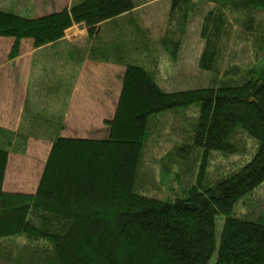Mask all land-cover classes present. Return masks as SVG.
Returning a JSON list of instances; mask_svg holds the SVG:
<instances>
[{
  "label": "trees",
  "instance_id": "trees-1",
  "mask_svg": "<svg viewBox=\"0 0 264 264\" xmlns=\"http://www.w3.org/2000/svg\"><path fill=\"white\" fill-rule=\"evenodd\" d=\"M205 1L213 6L202 18L198 66L211 78L176 92L159 87L157 66L161 50L177 59L194 0H172L170 19L154 30L140 10L147 0H73L37 18L0 9V38L15 39L10 59L24 40L54 48L85 25L89 59L126 68L105 138L64 137V118L48 132L0 127V264H209L215 252V264H264V215L238 210L264 185V58L251 64L236 46L264 53V17L256 20L264 0ZM190 108L192 126L180 122L170 139L165 121ZM30 139L51 143L37 189L7 192L9 157L26 154ZM161 144L167 150L147 162ZM213 154L243 164L215 170Z\"/></svg>",
  "mask_w": 264,
  "mask_h": 264
},
{
  "label": "rangeland",
  "instance_id": "rangeland-1",
  "mask_svg": "<svg viewBox=\"0 0 264 264\" xmlns=\"http://www.w3.org/2000/svg\"><path fill=\"white\" fill-rule=\"evenodd\" d=\"M147 1H149L148 4H145L140 8L143 12L142 15L146 16L145 22L149 24L153 30L155 29L154 26L156 23L158 28L162 29V23L160 24V22H163L164 27V24L170 19L172 0ZM72 2L73 0H0V9L12 10L23 16L37 18L69 8ZM194 5L195 7L192 11V18L187 27V35L177 59L173 60L167 53L161 50L162 55L157 66V79L158 85L163 91L176 92L206 87L211 78L210 72L203 71L199 68L198 61L204 48V41L200 34L202 18L213 4H210L205 0H194ZM261 16L264 17V11L257 14V22H259ZM78 26L76 27L79 29L80 26ZM83 28L84 27H80V29ZM73 31L76 30L66 32L67 38L70 40L86 36V30H83V33H75ZM13 41H15V39H13ZM13 41L9 46L6 45L5 47V42H0V55H2L0 61L6 59L7 52L11 48ZM85 44L86 38L84 40H78L75 45L82 47L83 50ZM24 45H26L25 47H28L29 43L26 44L25 42H22L21 46ZM244 45L247 44L242 43L240 46H236L245 48L246 51H249L250 56L247 61H251V64L256 63L255 60L257 58H264V53L261 52L254 56L255 47L251 44L249 46ZM80 56L81 62L85 53L81 51ZM100 65L103 64L96 62V64L92 65L94 67H88L85 69V76H82L81 82L74 93L71 110L73 115L65 118L63 122V125L65 126V134L62 132V136H79L84 138L101 139L108 135V126L105 122L112 120L115 114L116 103L122 87L121 74L125 67ZM21 67L30 69L32 73V63H27V60L24 59L21 61ZM19 68L20 67H18V69ZM194 116V109L190 108L186 109L185 119H181L179 122H173L172 119L166 120L164 129L165 133H167V136L170 139H176L178 135L177 132L179 131H176L175 127L179 125L180 122V127H184V125L191 127L192 124L190 123L193 122ZM166 146L167 144H161L160 147L154 149L149 156L146 155L145 160L150 163L154 162L152 157L158 155L161 156L167 150L165 149ZM50 150V142H31L26 154L21 156L11 155L9 157L4 189L6 191H25L29 193L35 191L45 165V155L49 153ZM215 158H217L215 160V170H219V167H224L227 171V168L231 165L230 161H233V164L236 167L243 164L238 157L226 158L222 155L221 157L216 156V154L211 156L212 163ZM219 159L222 161L217 163ZM144 167L145 175L149 174L151 178H155V181L160 179L158 177L159 170L155 169L154 166L151 164H145ZM238 210L240 211V215L246 218H256L264 215V185L256 189L251 195L245 197ZM222 223L223 219L219 217L216 228L217 246L222 231ZM216 259L217 252H215L209 264H215Z\"/></svg>",
  "mask_w": 264,
  "mask_h": 264
},
{
  "label": "crops",
  "instance_id": "crops-1",
  "mask_svg": "<svg viewBox=\"0 0 264 264\" xmlns=\"http://www.w3.org/2000/svg\"><path fill=\"white\" fill-rule=\"evenodd\" d=\"M76 26H73L68 32L76 30L73 32L83 33V30H86V36L70 40L66 35L64 38L65 44L55 46L54 48L51 46L35 48L33 41L24 40L22 42L29 43V46H21L20 55L14 59H10L9 55L15 41L12 38H0V42H5L4 47L6 45L9 46L13 41L11 48L7 52L6 59L0 61V127L16 132L24 124V126H28L29 128H32V126L38 129L41 128L42 132H48L47 128L50 131H55L57 130V119L64 118L65 120V118L73 115L71 110L74 93L81 82L82 76H85V69L94 67L92 65L96 64L95 61L89 59L88 53H85L88 44L87 28L83 25L84 28L80 29L79 25L78 29ZM85 38L86 44L82 50V47L75 44H77L78 40H84ZM81 51L85 53L82 67L80 66ZM24 59L27 60V63H32V73L30 69L21 67V61ZM100 64H103L100 66L115 65ZM18 67L20 68L18 69ZM124 73L125 68H123L121 74L122 79ZM47 119H55L56 122L54 125L49 124ZM62 132L65 134L64 129ZM31 142L45 143L48 141L30 139L29 147ZM48 154L45 155V159H47ZM35 191L31 193L25 191L7 192L34 194Z\"/></svg>",
  "mask_w": 264,
  "mask_h": 264
},
{
  "label": "water",
  "instance_id": "water-1",
  "mask_svg": "<svg viewBox=\"0 0 264 264\" xmlns=\"http://www.w3.org/2000/svg\"><path fill=\"white\" fill-rule=\"evenodd\" d=\"M80 27L82 28V27H84L83 25H80Z\"/></svg>",
  "mask_w": 264,
  "mask_h": 264
}]
</instances>
